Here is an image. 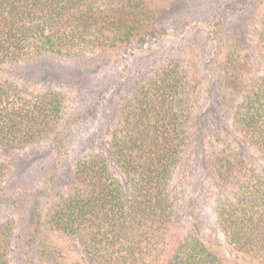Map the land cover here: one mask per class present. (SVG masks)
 <instances>
[{"label":"trees","instance_id":"1","mask_svg":"<svg viewBox=\"0 0 264 264\" xmlns=\"http://www.w3.org/2000/svg\"><path fill=\"white\" fill-rule=\"evenodd\" d=\"M160 10L153 0H0V73L33 57L76 60L134 42L143 49L168 34ZM254 23L257 46L244 54L229 46L221 79L237 96L233 131L262 161L259 168L228 134L207 128L199 73L173 59L122 101L102 149L75 160L69 189L42 211V197L68 159L64 141L83 118H68L61 92L0 77V208L28 213L24 222L0 217V264H15L26 222L25 246L37 244L45 264H264V7ZM196 143L210 149L207 166L220 191L214 203L227 251L201 235L198 221L185 226L187 209L174 194L175 173ZM46 144L53 156L44 187L10 192L3 157ZM61 241L78 245L73 263Z\"/></svg>","mask_w":264,"mask_h":264},{"label":"rangeland","instance_id":"2","mask_svg":"<svg viewBox=\"0 0 264 264\" xmlns=\"http://www.w3.org/2000/svg\"><path fill=\"white\" fill-rule=\"evenodd\" d=\"M153 1L161 9L160 18L164 19L169 29L163 41H152L143 49L138 42H134L115 50L97 51L76 60L33 57L23 60L22 65L8 66L0 73L2 79H10L36 91L51 89L63 93L70 107L68 118H83L71 126L64 141L69 153L68 159L57 172L56 183L50 188L49 194L42 197V211H46L57 194L69 189L75 160L85 153L102 149V143L108 138L122 101L131 95L135 86L151 70L173 59H181L184 69L191 67L192 71L197 70L199 73V106L204 112L202 115L207 128L228 134V139L241 154L251 159L258 168L262 167L259 157L233 131L232 110L237 96L225 90L221 67L229 46H240L243 54L257 46L254 22L264 7V0H249L246 6V0ZM219 20L224 23L214 25ZM260 71L257 68V72ZM196 133L198 130H195ZM49 149V144H46L26 153L3 157L4 162L10 164L6 182L10 192L22 193L35 187H44L46 169L52 165L53 154ZM209 151V147L203 143L192 146L185 164L175 173L174 194L178 203L187 209L185 226L192 219L198 221L201 235L207 240L223 243L227 251L229 248L224 244L217 223L214 199L220 191L208 171ZM188 201L195 206L191 208ZM10 214L22 222L28 216L24 208H0V217ZM29 231L26 222L20 228L21 239L16 243L14 263L45 264L38 257L37 244L25 246ZM61 244L65 246L66 261L73 263L71 260L80 255L78 245L65 241H61Z\"/></svg>","mask_w":264,"mask_h":264}]
</instances>
